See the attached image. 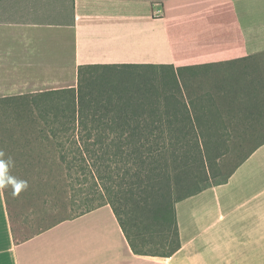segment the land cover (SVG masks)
<instances>
[{"label": "crops", "instance_id": "crops-1", "mask_svg": "<svg viewBox=\"0 0 264 264\" xmlns=\"http://www.w3.org/2000/svg\"><path fill=\"white\" fill-rule=\"evenodd\" d=\"M0 1L17 16L40 8ZM63 17L0 19V100L76 89L83 66L182 68L264 52V0H71ZM175 214L181 247L168 258L135 255L109 205L19 240L0 177V264H264V145Z\"/></svg>", "mask_w": 264, "mask_h": 264}, {"label": "trees", "instance_id": "trees-1", "mask_svg": "<svg viewBox=\"0 0 264 264\" xmlns=\"http://www.w3.org/2000/svg\"><path fill=\"white\" fill-rule=\"evenodd\" d=\"M261 60L264 62V52L182 68L83 66L78 70L76 89L40 95L51 100L43 104L41 115L47 130L42 132L58 138L62 181L71 192L67 218L34 234L109 205L135 255L168 258L175 254L181 247L175 204L226 183L232 174L213 182V155L224 147L222 137L229 135L228 128L217 121L223 113L231 118L237 101L247 106L248 116L260 113L258 101L264 97ZM112 68L165 69L172 75L164 76L161 92L146 85L147 76L142 79L143 86L133 87L124 83L125 79L133 80L126 72L117 81H111L109 73L86 80L82 76L85 70ZM211 70L219 77L213 92L183 93L180 77L187 86L194 74ZM27 98H8L0 103ZM222 103L227 105L224 112L218 108ZM254 130L262 133V140L247 157L264 145V127Z\"/></svg>", "mask_w": 264, "mask_h": 264}, {"label": "rangeland", "instance_id": "rangeland-1", "mask_svg": "<svg viewBox=\"0 0 264 264\" xmlns=\"http://www.w3.org/2000/svg\"><path fill=\"white\" fill-rule=\"evenodd\" d=\"M31 2L35 7H40L37 12L17 16L10 14L13 11H3L0 12V19L34 18L57 21L64 18L63 14L71 8V0ZM55 4H62V11H49ZM15 7L20 10L18 8L22 5ZM260 62V75L264 79V62ZM122 72L129 73L133 79H125V85L143 86L142 79L147 76L146 85L154 86L156 92L164 89V76L172 75L170 70L165 69L112 68L85 70L82 76L86 80L95 75L109 73L112 75L110 80L117 81ZM218 79L215 70H211L210 73L194 74L187 86L183 84L181 77L179 82L183 93L189 96L213 92ZM165 89L175 92L172 87ZM48 100L27 98L0 103V175L14 234L19 240L33 235L40 228L67 218L69 212L68 194L71 191L62 181L63 170L58 163L59 154L54 143L47 144L43 140L47 131L42 130L47 129L41 112L43 104L51 101ZM258 105L260 113L254 112L253 116H248L247 106L237 101L232 105L233 116L228 118L223 113L221 120L217 121V124L228 128L229 135L222 137L221 143L224 147L218 155H213L216 164L214 183L220 182L231 173L252 151L255 144L262 140V133H256L254 129L264 127V97L259 99ZM226 107L224 103L218 105L222 112L226 111Z\"/></svg>", "mask_w": 264, "mask_h": 264}]
</instances>
